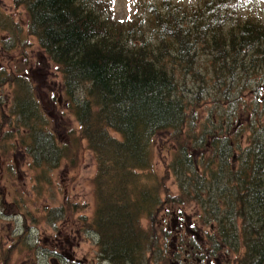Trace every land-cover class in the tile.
I'll return each mask as SVG.
<instances>
[{
	"label": "trees",
	"instance_id": "1",
	"mask_svg": "<svg viewBox=\"0 0 264 264\" xmlns=\"http://www.w3.org/2000/svg\"><path fill=\"white\" fill-rule=\"evenodd\" d=\"M172 1L156 8L139 0L141 18L121 23L112 15L114 0H12L59 74V94L80 132L78 140L66 134L61 144L58 133L48 131L29 82L3 70L0 89L12 88L10 113L19 119L4 141L16 149L10 141L19 140L33 156L31 169L47 172L68 159L70 144H86L96 164L91 223L111 264H128L143 249L161 252L170 236L168 218L188 206L213 228L205 253L243 248L237 264H264V21L231 13L238 0H199L190 10ZM198 54L211 60L199 65ZM188 76L196 89H186ZM248 91L254 99L245 102L240 96ZM202 97L203 106L192 109ZM240 117L242 131L250 126L245 151L233 133ZM155 154L166 155L163 176ZM47 172L42 180L50 183ZM162 213L167 217L160 221ZM156 225L165 226L163 237Z\"/></svg>",
	"mask_w": 264,
	"mask_h": 264
},
{
	"label": "rangeland",
	"instance_id": "2",
	"mask_svg": "<svg viewBox=\"0 0 264 264\" xmlns=\"http://www.w3.org/2000/svg\"><path fill=\"white\" fill-rule=\"evenodd\" d=\"M198 1L173 0L172 2L182 10H190L197 6ZM114 2V11L111 12L116 21L122 23L141 16L139 12L135 13L140 6L139 0H114ZM160 2L161 0H152L156 8H159ZM230 12L238 15L242 20L252 17L264 21V0H238L231 5ZM196 60L199 65H202L210 61L211 57L198 54ZM3 70L10 78H23L29 82L28 84L32 86V98L39 106L41 116L49 120L48 131L58 133L57 138L61 144L64 145L68 141L66 134H73L78 140L79 126L65 108L67 105L65 96L59 94L60 76L40 50L36 39L29 36L25 12L23 9H17L12 0H0V71L3 72ZM204 81H211L210 77H205ZM263 83L264 78L261 86ZM248 85H250L249 90L254 92V83L251 81ZM203 87L205 89V85ZM196 88L193 78L188 76L186 89ZM12 91L8 85L0 89V106H4L5 110L4 116L0 115V264H54L53 260L57 257L60 260L56 261L61 264H69V257L72 258L73 264H111L102 255V247L105 248V252L107 251L106 245L97 246L100 238L95 235L91 223L95 211L93 178L96 164L93 155L87 150L86 144L79 141L77 144H70L68 159L57 171L32 170V155L29 156V152L24 150L21 142L10 141L17 145L16 149H12L11 144L4 141L6 134L19 122V119L10 113ZM251 92L241 94L240 97L245 102L252 101L254 94ZM210 93L211 86H207L205 99ZM181 95L185 94L181 92ZM76 97L80 96L76 95ZM190 97L188 95L189 99L192 98ZM259 98H264V93L260 92ZM197 101V103L193 102L192 109L203 106V97ZM202 110L203 107L196 111L200 117ZM241 120L242 122L237 119L235 124L241 132L238 133L237 127H234L233 133L241 142V151H245L251 136L250 126L247 123L246 130L242 131L246 123H243L245 121L243 118ZM254 121L256 122V119ZM18 126L21 127L20 124ZM112 137L116 138V135L112 134ZM165 158L166 155L159 158L155 154V167L161 176L164 173ZM45 171L50 183L42 180L46 174ZM221 181L225 182L222 178ZM167 187L170 188L172 195H175L177 191L171 180ZM60 209H64V213L61 210L63 216L59 212ZM175 211L177 212L171 213L172 219L169 217L167 221L169 230L172 231L175 228L173 223L176 216L173 218V213L178 214L183 220L189 219L191 226L179 229L177 237H184L181 238L183 242L178 239V243H175L176 240H172L173 235L170 234L163 252L169 254L175 248L182 258L187 251L186 245L192 248L193 253V246L196 245L198 250L203 248L200 251L201 255L197 257L202 264H215L214 258L218 256L221 258V264H224L225 255L236 264L239 263L244 253L243 248H240L242 247L240 241H238L240 249L237 254L218 252L208 256L205 253L206 244L214 235L208 228L210 225H205L203 220L198 219L199 213L196 208L188 206ZM162 215L158 217L160 221L163 219ZM56 216L61 219L58 221ZM163 227L165 226L156 225V232L161 235L160 231ZM139 228L144 232L149 230L145 221L140 222ZM187 229L194 232L196 230L199 238L188 236ZM22 244L23 246H20ZM107 246L111 249L108 244ZM140 261L142 260L137 257L132 264H139ZM169 261L164 259L162 264L178 263L174 259L172 262ZM193 262L195 264V257ZM121 263L120 261L117 264Z\"/></svg>",
	"mask_w": 264,
	"mask_h": 264
},
{
	"label": "flooded vegetation",
	"instance_id": "3",
	"mask_svg": "<svg viewBox=\"0 0 264 264\" xmlns=\"http://www.w3.org/2000/svg\"><path fill=\"white\" fill-rule=\"evenodd\" d=\"M172 215H173V218H174V216H176V220L173 223V225H175V228H174V230L171 231V230L168 229V226H167V231H168L169 234L173 235L172 240H176L175 243H178V239H180V242H183L181 240V238H184V237L178 238L177 234H178L179 229L191 226L190 223H189V219L183 220L178 214H175V213H173ZM162 216H163V219L161 221H163L167 217V214L164 213ZM170 218L172 219V216H170ZM163 228H165V227H163ZM212 229L213 228H210V232H213ZM187 230H189L188 236H190V237L193 236L195 238H199V236L196 235L197 234L196 230H195V232L192 231L191 229H187ZM162 232H163V230H162ZM97 246H101V240L97 244ZM185 248L187 249V251L184 252L182 258L180 257V253H178L177 249H175V248L169 254H167V253L165 254L161 250L160 251L162 253L158 252V251L150 252L148 250H144L143 249L141 251L142 254H140V256L138 257L139 260H142V261H140L139 264H162V261H164V259L165 260H167V259L170 260L169 262H172L173 259H174L175 262H178L177 264H194L193 257L196 258L195 264H202V262L197 258L199 255H201V252H200L201 250H198V247L196 245H195V247L193 246L194 253L192 252V248L190 249L187 245L185 246ZM206 254L208 256L209 255H213V254H208V253H206ZM166 257H167V259H166ZM223 258H224V261H225L224 264H236L235 262H233L234 260H232L231 258H230L231 260L229 259V256L225 255ZM56 260H60V258L57 257V259L53 260L54 264H61V262L56 261ZM214 260H216L215 264H221V262H220L221 258L219 256L217 258H214ZM71 261H72V258L69 257L68 258V262H70L69 264H73ZM62 264H64V263H62ZM128 264H132V261H130ZM207 264H209V263H207Z\"/></svg>",
	"mask_w": 264,
	"mask_h": 264
},
{
	"label": "water",
	"instance_id": "4",
	"mask_svg": "<svg viewBox=\"0 0 264 264\" xmlns=\"http://www.w3.org/2000/svg\"><path fill=\"white\" fill-rule=\"evenodd\" d=\"M262 91H263V93H264V85L262 86Z\"/></svg>",
	"mask_w": 264,
	"mask_h": 264
},
{
	"label": "bare ground",
	"instance_id": "5",
	"mask_svg": "<svg viewBox=\"0 0 264 264\" xmlns=\"http://www.w3.org/2000/svg\"><path fill=\"white\" fill-rule=\"evenodd\" d=\"M96 235V234H95ZM65 264V263H64Z\"/></svg>",
	"mask_w": 264,
	"mask_h": 264
}]
</instances>
